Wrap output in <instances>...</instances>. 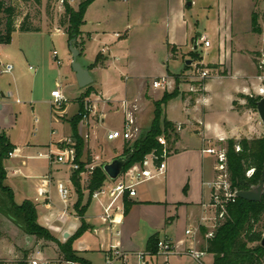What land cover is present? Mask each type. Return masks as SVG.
I'll return each instance as SVG.
<instances>
[{"label": "crops", "instance_id": "obj_1", "mask_svg": "<svg viewBox=\"0 0 264 264\" xmlns=\"http://www.w3.org/2000/svg\"><path fill=\"white\" fill-rule=\"evenodd\" d=\"M190 1L191 4L186 5V0H94L86 9L84 22L80 26V34L74 43V46L79 51L77 59L84 68L89 70L92 78L91 85L98 93L93 94V96L96 94V99H92V96L88 100L92 102L88 118L84 121H79L77 124V131L83 140V149L79 160L85 163V169L79 175L81 177L80 185L83 189V203H85L88 199L85 187L90 174L89 169L109 163L112 159L121 156L123 152L121 142L120 148H115V152L109 155L102 153L100 142L104 133L107 134L109 130L117 129L115 127H107L106 131L100 134L102 139L98 138L99 135H97L96 131H100L105 122L103 118L105 116L104 112L107 109L119 112L122 117L120 127L125 120V116L129 113L134 120V126L140 131L145 129L141 121H143L147 103H153L147 96L146 82L148 80L133 75L129 71L127 59L118 56L119 53L116 50L121 52L125 46L124 41H131L129 38L133 34H141L143 29H147L149 18H156L157 16V18L166 22L167 28H174L180 32L178 37L175 36V40L167 41L168 45H178L182 48V51L188 47L195 50V45L196 49H198V41L203 42L202 37L205 39V35L200 29L204 31L205 27L203 24L199 26V21L196 19V10L193 13H188L182 7H191L200 1L197 4L199 9L207 13L214 11L215 15L211 27L217 36L218 46H222L224 51V54L218 56L217 60H220V62L216 70L219 69L220 73L226 69V73H220V75L236 78L237 81L235 89L230 91L227 98L228 111L226 119L228 120L219 119L218 123H209L205 117L207 110L203 109V107L204 116L200 118L196 116V106L199 100L207 102L208 99L206 97V83L202 96L196 97L192 106H189L191 104L189 99L174 98L170 100L164 107V117L175 124L177 138L175 141H172V139L169 143L170 150L164 159L165 167L162 171L158 172L157 164L152 161L150 156H146L143 164L136 163L132 165L116 180L108 178L102 187L96 190L100 193L95 197L92 194L81 218L74 209L77 195L71 181L73 170L67 164L52 162L54 158L47 156L49 150H55L61 146V140L71 139V120L77 113L72 116L67 114L66 102L68 98L65 94L64 97L67 100L62 104V110L57 114L59 119L55 122L59 125L68 122L70 128L68 133L57 139H49L45 146L40 143H27L19 146L8 140L13 145V150L16 151V154L3 161V167L6 171L4 183L12 190L14 202L17 204L25 200L32 202L36 208L38 223L45 226L51 235L61 243L71 237L80 227L81 221H84L88 228L80 237L73 241L72 247L88 264H105V253L110 247L131 253L127 262L116 261L114 264H132L135 262V257L132 254L145 250L152 236L167 238L175 245L177 251H183L188 247L205 251L200 248V245L206 241L203 240V235L205 236L206 233L212 231L216 222L215 210L210 205L212 182L215 175L214 156L206 152L205 149L212 148V143L217 140L237 139L252 128L259 130V134H261V128L263 127L259 116L258 121L251 126V123L247 122L248 114H239L232 107V102L237 95L247 94L249 85H252L253 89H259L256 65L250 55L252 51L261 50L264 42L262 33H253L251 31V17L258 7V2L256 0ZM58 2L60 0L53 4L54 8L52 7V10H56L59 15L61 12L63 14V7L62 3L60 2L59 5ZM42 3L43 0H40V7ZM96 4H99L98 8L101 12L96 18L91 17L90 21H88V13ZM77 6L74 7L72 5L73 8H77ZM40 10L41 12L44 11L42 7ZM57 12L55 13L57 14ZM157 13H160V15ZM21 19L22 17H18L16 27H18ZM258 22L262 25L259 19ZM37 27L38 31L32 32H21L16 29L11 35L9 44H0V49L8 47L13 42L14 37L17 36L21 40L18 46L21 56H16L14 62L18 65L28 62L31 72L34 71V68H31L30 63L42 65L41 50L34 45V42L39 39L38 36H41L47 30L46 32L51 33V35L67 37L64 26L57 21L55 16L46 24L40 22ZM117 27L120 30L115 29ZM66 41H68V38ZM54 51L56 50L51 52V57L55 65L59 66L57 69V74H59L63 61L58 58L57 51L56 55L53 54ZM62 52L64 53L63 58L68 59V46ZM99 53L104 55L105 60L94 66L96 56ZM56 60H59L60 64H57ZM113 60L115 62L120 61L118 67L125 74L127 98L119 104L112 103L110 98L104 97L100 87V72L105 70L107 66L112 65ZM69 61L70 64L68 66L71 68L70 58ZM214 62L216 61L208 64H214ZM5 66H1L0 73H10L12 71L11 69L9 72H5ZM66 71L68 69L64 72ZM57 74L53 81L54 86L60 89ZM16 75L17 73L12 77V86H14L12 91L18 96L26 95L30 97L32 94L31 90L23 86L20 87ZM73 76L75 77L74 73ZM165 76L168 79H172L169 73ZM4 88V83L0 81V107L2 109L6 108L1 118L7 122V116L11 115V113L9 102H6L5 99L9 100L12 93L6 92L5 96L2 90ZM60 91L62 92L61 89ZM161 96H157L154 99L159 100ZM77 97L75 96L73 100ZM50 99L53 98L51 97ZM94 101L101 102L100 104L105 107V110L95 106L93 104ZM76 102L78 103V101ZM153 111L154 106H152ZM167 111H169V117L167 116ZM93 112L95 114L101 112L98 121L96 119L93 120ZM152 119L153 114L149 123H151ZM35 120L36 118L34 122L37 123ZM59 121L62 123H59ZM96 122L99 123V126H97ZM49 126L51 127L52 123H49ZM40 148H44L45 152H38V155L52 162L48 163L47 173L36 172L38 169L28 166L27 158L32 155L27 154V151ZM99 150L104 155L100 163L98 162L100 159ZM142 170L149 171L152 177L139 182L133 181L136 182L134 185V196H129L127 190L122 196L114 197L110 195L111 190L118 183H128L135 173ZM41 179H47L48 184H42ZM58 184H62L68 190L65 201L58 192ZM41 187L48 189L46 197L39 194ZM53 188L57 190L61 198L62 207L50 201L49 193H51ZM89 203H91V206ZM69 204L72 212L69 211ZM125 204L129 207L127 212H124ZM106 208L110 220H104ZM187 228L197 230L193 239L185 235V229ZM88 239L92 240V244L98 245V248L89 250ZM20 242L22 243L17 244V242H10L2 238L0 240V259L14 262L16 259L24 257V251L30 253L29 257L41 254L42 259H60L58 247L52 241L35 240L33 236L23 233V238ZM7 245L12 248L13 252L8 258L4 256V249ZM161 259L163 257L158 259L157 264L163 261Z\"/></svg>", "mask_w": 264, "mask_h": 264}, {"label": "rangeland", "instance_id": "obj_2", "mask_svg": "<svg viewBox=\"0 0 264 264\" xmlns=\"http://www.w3.org/2000/svg\"><path fill=\"white\" fill-rule=\"evenodd\" d=\"M57 1L58 0H43L41 7L44 11L42 10L43 12H41L40 4L36 6L32 0H4L6 5L15 6L18 17H24L26 14H28L30 15L31 19L35 18L33 23L36 26H39L40 22L42 24H46L54 16L56 17L57 21L60 22L62 12L58 15L56 10H52V7L54 8L53 4H56ZM80 1L81 0H69V4L76 7ZM256 1L258 2V7L254 13L258 14V19L260 23H262L260 26L263 28L264 22L262 20V14L264 13V0ZM58 3L60 5V2ZM199 3H196L191 7L183 6L182 9L188 13H193L194 10L197 11L196 19L199 21V26H202L203 24L205 27L204 31L201 29L200 31L205 35V39L209 41V47H204L202 41H198V49L195 50H192L188 47L187 49L184 48L182 51V48L178 45H168L167 41L175 40L180 32L174 28H167L166 22L160 18H157V16L156 18L153 17L154 19L152 17L149 18V25L147 29H143L141 34L131 35L129 38L131 39V41L129 40L130 42L125 40V46L121 52L118 50L116 51L119 53L118 56L127 59L129 71L133 73V75L143 77L145 80H148L146 82L147 96L153 102L156 101L154 99L155 97L162 95L164 92L171 93L172 91L176 90L177 95L174 98L185 100L189 99L191 103L189 106H192L195 98L202 96L201 94L206 83V97L208 99L207 102H202L199 100V103L196 106V116L199 118L204 116L203 109H205L207 110V114H205L206 120H208L209 123H218L219 119L223 120L227 118L228 94L231 90L235 89L237 81L236 78L224 77L220 75V73L225 74L226 69L222 70L220 73L218 71L219 69L216 70V68L219 66L218 63L220 62V60H217L218 56L224 54V51L222 46H218L217 36L211 27L215 13L214 11H210L209 13L202 11L197 5ZM98 5L99 4H96L89 11L88 21H90L91 17L96 18V16H98V14L101 12L98 8ZM55 12H57V14ZM157 14L160 15V13ZM115 29L120 30L118 27ZM46 31L41 36H38L39 39L34 42V45L40 48L43 58L42 65L30 63L31 68H34V71L32 72L28 67V62L22 65H18L16 62H14L16 56H21V53L18 49L19 42H21V40H19L17 36L14 37V40L10 46L0 49V69L1 66H5L6 64H11L13 66L10 73H0V81H2L5 85V88L2 89L3 93L5 96L6 92L12 93L9 100L5 99L6 102H9L8 104L10 106L11 113V115L7 116V122L3 121L1 118V116L6 111V108L2 109L0 107V134H4L8 140L19 146L26 145L27 143H40L45 146L49 139L53 140V138H60L69 132L70 128L68 122H64L60 125L56 123L59 119L57 114H59L63 106L61 105V107L58 109L52 106L54 98L51 96L50 91L53 87H55L53 78L57 74V69L59 68V66L55 65V62L51 57V52L53 50L58 52V58L63 61V64L60 68L61 72L59 73L61 76L57 74V77L58 82H60L59 87L62 90L61 93H63V96L65 94V96L68 98V101L66 102V112L69 116L78 113V103L84 104V102H87V105L90 106L92 102H89L88 100L93 96L94 93L98 94L91 84L84 88L78 87L76 79L73 76V71L69 70L71 68L68 66L70 64L69 58L71 59V53H69V49L68 59L63 58L64 53L62 51H64V49L68 46V41H66L67 37L65 38V36L61 35H51V33ZM262 36L264 41L263 33ZM250 55L252 56L256 65L259 89H253V86L249 85V89L245 95L250 97H262L264 95V42L261 50L258 49L257 51H252ZM104 60V55L100 53L97 63H101ZM185 60H191V63L186 65ZM213 61L216 62H214V64H208ZM118 63L120 64V61L115 62L113 60L112 65L107 66L105 70L100 72V87L102 89L103 96L110 98L112 103L117 104L127 98L125 88V74L118 67ZM67 69L68 71L64 72ZM200 70H205L208 73L207 78H199ZM16 73L20 87L23 86L26 89L31 90L32 94L30 97L26 95L18 96L12 91V89H14V86H12V77ZM168 73L172 79H168V83L165 88H152L151 82L153 80L165 76ZM95 95L92 97V99L97 98ZM240 95L243 94L237 95L232 102L233 110L237 111L239 114L247 113L249 116V118H247V122L251 123L250 125L253 126L258 121L257 111L248 108L246 100ZM75 96L78 97L73 100ZM51 97L53 99H50ZM16 100H18V102H16ZM170 100H168V102ZM76 101H78V103ZM100 103L101 102L96 101L93 102L95 106H98L101 110H105V107H102ZM152 106V102L147 103L146 112L143 114V121H141V124L145 126V129H147L148 125L150 124V118L153 114ZM164 107L165 106H161L163 112ZM104 113V124L102 125L100 131L97 132L95 130L97 135H99V139L101 138L100 134L104 133L103 131H106L107 127H115L118 129L122 123V117L119 112H114L113 109H107ZM92 115H94L93 120L96 119L98 121L99 117L101 116V112L97 114L93 112ZM167 116L169 117V111H167ZM35 118L37 119V123L34 122ZM49 123H52L51 127L49 126ZM59 123L62 122L59 121ZM97 124V126H99V123ZM145 129H142L138 132H133L131 139L128 141H121L120 139L110 141L107 140L105 135L106 133H104L103 139L101 138L102 141L100 142L102 153L109 155L112 152H115V148H120L121 142L122 148L125 142H129L131 145V143L138 137L139 133ZM263 134V128H261V134H259V130L257 131L256 129L252 128L251 130L247 131L245 135H241L237 139L233 140L238 141L242 138L255 139L261 137ZM159 138H164L166 143L165 149L167 150L166 153L168 154L170 150L169 143L173 139V134H171L169 141L163 134H161ZM227 141L228 140H217L212 143V148H214L216 152L222 151L225 153V167ZM38 152L43 153L45 152V149L40 148L38 150L32 149L27 151V154L32 155L27 158L28 166L38 169L36 172L47 173L48 165L52 162L56 163V161L50 162L47 158L39 156ZM99 153L100 159L98 162L100 163L102 162L104 155L100 150ZM213 156L215 165L216 158L215 155ZM216 176L217 173L215 172L214 178H216ZM78 177L81 178L80 175ZM3 184L5 185L4 182ZM49 198L53 204L59 205L61 207L63 206L61 198L55 188H53L51 193H49ZM6 205V195L0 192V240L5 238L10 242L14 241L17 242V244H21L22 242L20 241H22L23 238L22 231L16 227L2 211ZM89 205L91 206V203H89ZM68 206L69 211L72 212L71 205L69 204ZM256 227L264 234V214L262 215L261 220L256 225ZM214 229L215 226L213 227L212 232ZM203 237V240H206L204 235ZM40 241H42V239ZM87 243L89 245V250L98 248V245L92 244L91 239H88ZM200 248L205 250V243L201 244ZM4 250V256L6 258L10 257V254H13L12 248L8 245ZM29 254L30 253L27 252L25 259L29 258ZM33 257L42 259L41 254H36ZM96 258L98 259L97 256ZM22 259H24L23 256L22 258L20 257V259H16V261H20ZM161 260H166L167 264H200L191 257L183 254H169ZM213 261L214 255L210 253H207L205 257L201 258V264H213ZM4 262L6 261L2 259L0 264H4Z\"/></svg>", "mask_w": 264, "mask_h": 264}, {"label": "trees", "instance_id": "obj_3", "mask_svg": "<svg viewBox=\"0 0 264 264\" xmlns=\"http://www.w3.org/2000/svg\"><path fill=\"white\" fill-rule=\"evenodd\" d=\"M93 1L81 0L77 8L74 9L69 4V0H62L63 15H61L60 24L64 26L68 41L74 39L73 45L80 34V26L84 22L86 9ZM32 2L36 6L40 4V0H32ZM17 19L15 6L6 5L4 0H0V44H9L11 35L16 29L21 32L38 31V27L33 23L35 18L31 19L30 15L26 14L22 17L18 27H16ZM262 20L264 22V13L262 14ZM251 31L264 34V27L260 26L258 14L256 13H253L251 17ZM99 57L100 53L96 56L94 66L97 64ZM176 95V90L171 93L164 92L159 100L154 101L153 119L150 126L141 131L131 145L129 142H125L121 154L126 156L122 173L126 172L132 165L142 163L145 156L149 154H153L155 163H159L163 159L164 147L158 142L157 138L163 134L169 141L171 134H173V141H175L177 135L175 124L164 117L161 106H165L168 100ZM240 96L246 100L248 108L256 110V103L260 96ZM85 112L84 104L80 103L78 113L71 120L72 134L70 136L74 142L76 162L78 163V168L73 170L71 176L77 195L74 209L81 218L92 194L100 189L108 179L102 166L93 167L85 187L88 199L83 203V189L78 176L84 171L85 163L79 160L83 140L77 131V124ZM236 146L239 147V150H235ZM13 148L7 137L0 134V192L4 193L7 198V205L2 211L25 235L33 236L35 240L42 239L54 242L58 247L60 260L76 264H88L72 247L73 241L88 228L84 221H81L80 227L71 237L61 243L51 235L45 226L38 223L36 208L32 202L28 200L20 204L14 202L12 190L3 184L6 178L3 161L8 158V152ZM226 168L232 190H249L257 185L264 173V134L255 139L242 138L238 141L228 139ZM251 169L252 173L247 175V171ZM128 208V205L125 204L124 212H127ZM263 214L264 194L260 202H250L236 197L234 202L228 203L226 213L222 218H217L212 236L205 241V251L214 255L213 264H263L264 247L260 245L263 232L256 227ZM157 240V236H152L148 241L146 250L154 252ZM26 255L27 251H24V259L18 261L17 264H24Z\"/></svg>", "mask_w": 264, "mask_h": 264}, {"label": "built area", "instance_id": "obj_4", "mask_svg": "<svg viewBox=\"0 0 264 264\" xmlns=\"http://www.w3.org/2000/svg\"><path fill=\"white\" fill-rule=\"evenodd\" d=\"M62 2V0H60ZM118 35V34H116ZM203 44L205 47L209 46V41L202 38ZM54 55H56V51L53 52ZM57 64H60L59 60H56ZM12 69V65L7 64L5 66L4 71L9 72ZM208 73L205 70L199 71V78L205 79L207 78ZM168 83V77L162 76L160 78H157L151 82V86L155 89H162L165 88ZM262 91V90H261ZM51 96L54 98L52 102V106L56 107V109L60 108L62 104L66 102V98L62 95L59 88H55L51 91ZM84 109L85 113L82 115V118L80 121H84L88 118L89 112L91 111V107L87 105V102H84ZM37 121V119L35 120ZM133 132H138V129L134 126V120L132 116L128 113L125 116V120L122 124V126L118 129L109 130L106 134L107 140H117L120 139L121 141H128L132 137ZM158 142L163 145L164 147V153H163V159L157 164V171H162L165 167L164 159L167 156L166 149H165V140L164 138H157ZM236 150H239V147H236ZM206 152L211 153L215 155L216 161L214 165V170L217 173L216 178H214V181L212 182V192H211V202L210 205L215 210V221L217 218H222L224 214L226 213V205L228 203H232L236 199L235 190H232L230 188V182L228 179V173L226 171L225 167V153L222 151L216 152L214 148H207L205 149ZM16 154L15 150H11L8 152V157H13ZM49 158L53 157L54 161L67 164L72 170H76L78 168V163L76 162V154L74 149V142L70 138H66L61 140V146L58 147L55 150H49V153L47 154ZM147 156H150L152 161L154 162V156L153 154H149ZM146 158V156H145ZM144 158V161H145ZM142 162V164L144 163ZM93 167L89 169L91 170ZM252 173V169L247 171V175H250ZM152 175L147 170H142L140 172H137L132 176L128 183L127 182H120L118 183L110 192V195L117 197L122 196V194L127 190L129 196L135 195V189L134 185L136 182L142 181L144 179L150 178ZM136 181V182H133ZM41 183L47 185L48 180L47 179H41ZM58 192L60 193L61 198L65 201L67 198L68 190L62 185L58 184ZM101 192H103L101 190ZM48 193V189L46 187H41L39 189V194L43 197H46ZM98 193L95 191L93 193V196L95 197ZM109 215L107 213V208L105 209V216L104 220L109 219ZM110 220V219H109ZM216 223V222H215ZM216 224H214L215 226ZM197 230L193 228H187L185 229V235L193 239L196 235ZM212 231L205 234V238H209L212 236ZM264 235V234H263ZM169 254H183L191 257L195 261L201 264V258H203L206 255L205 251L198 250L194 247H188L183 251H177L175 245L168 240L167 238H158L156 242V249L154 252L148 251V250H142L137 251L133 253L135 257V262L132 264H157L158 259L165 258ZM131 255V253H127L124 251L119 250L115 247H110L106 253H105V264H114L116 261H120L121 263L127 262L128 257ZM1 261V259H0ZM18 261L14 262H4V264H17ZM76 264L74 262L70 261H63V260H48V259H38L36 257H29L28 259L24 260V264ZM160 264H167L166 260H163L160 262Z\"/></svg>", "mask_w": 264, "mask_h": 264}, {"label": "water", "instance_id": "obj_5", "mask_svg": "<svg viewBox=\"0 0 264 264\" xmlns=\"http://www.w3.org/2000/svg\"><path fill=\"white\" fill-rule=\"evenodd\" d=\"M191 1L186 0V5H190ZM73 41H68V49L71 53V70L75 75V79L78 87L84 88L92 83V78L87 68H84L80 62L78 61L79 51L74 47ZM196 45L194 49H196ZM191 60H186L185 64L189 65ZM256 111L259 116V119L262 123V127L264 128V95L260 97V99L256 103ZM126 161V156H119L112 159L109 163H105L102 165V169L110 180H116L121 174L124 168ZM264 194V173L261 181L253 186L249 190H236L235 195L237 198L250 201V202H260ZM260 245L264 247V235L260 240Z\"/></svg>", "mask_w": 264, "mask_h": 264}]
</instances>
